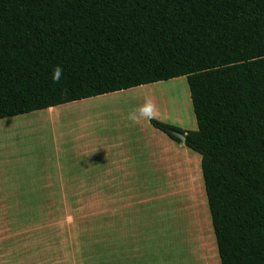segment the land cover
Returning <instances> with one entry per match:
<instances>
[{
  "label": "trees",
  "instance_id": "trees-1",
  "mask_svg": "<svg viewBox=\"0 0 264 264\" xmlns=\"http://www.w3.org/2000/svg\"><path fill=\"white\" fill-rule=\"evenodd\" d=\"M185 77L221 264H264V0H0V119Z\"/></svg>",
  "mask_w": 264,
  "mask_h": 264
},
{
  "label": "crops",
  "instance_id": "crops-1",
  "mask_svg": "<svg viewBox=\"0 0 264 264\" xmlns=\"http://www.w3.org/2000/svg\"><path fill=\"white\" fill-rule=\"evenodd\" d=\"M161 83L0 119V195H91L90 219L96 200L105 222L109 195H170L196 164L202 171V156L150 123L170 124L145 97Z\"/></svg>",
  "mask_w": 264,
  "mask_h": 264
},
{
  "label": "rangeland",
  "instance_id": "rangeland-1",
  "mask_svg": "<svg viewBox=\"0 0 264 264\" xmlns=\"http://www.w3.org/2000/svg\"><path fill=\"white\" fill-rule=\"evenodd\" d=\"M145 97L170 124L196 128L185 77ZM204 183L196 164L170 195H109L106 222L96 200L90 219L91 195H0V264H221ZM107 222L118 230H100Z\"/></svg>",
  "mask_w": 264,
  "mask_h": 264
},
{
  "label": "water",
  "instance_id": "water-1",
  "mask_svg": "<svg viewBox=\"0 0 264 264\" xmlns=\"http://www.w3.org/2000/svg\"><path fill=\"white\" fill-rule=\"evenodd\" d=\"M175 134L177 135V137H179L182 140V142H185L186 136L184 134L177 133V132Z\"/></svg>",
  "mask_w": 264,
  "mask_h": 264
},
{
  "label": "bare ground",
  "instance_id": "bare-ground-1",
  "mask_svg": "<svg viewBox=\"0 0 264 264\" xmlns=\"http://www.w3.org/2000/svg\"><path fill=\"white\" fill-rule=\"evenodd\" d=\"M165 97H166V96H165ZM165 97H164V98H165ZM164 100H165V99H164Z\"/></svg>",
  "mask_w": 264,
  "mask_h": 264
}]
</instances>
